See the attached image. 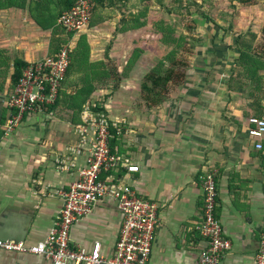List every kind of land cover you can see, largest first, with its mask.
<instances>
[{
	"label": "crops",
	"instance_id": "0c3cea01",
	"mask_svg": "<svg viewBox=\"0 0 264 264\" xmlns=\"http://www.w3.org/2000/svg\"><path fill=\"white\" fill-rule=\"evenodd\" d=\"M62 6V0H0V238L36 243L53 228L64 203L61 191L87 164L93 128L85 124L81 133L77 125L83 118L73 121L68 103L86 84L79 80L90 79L97 84L91 101L100 102L105 115L120 126L109 140L111 149L140 167L135 172L121 167L114 173L159 205L152 263L198 264L207 247L199 229L204 207L200 176L213 171L218 188L215 213L231 241L217 264H254L264 234V150L255 144L264 142V135L254 137L249 128L264 118V69L256 89L240 73L233 74L239 54L234 49L231 66L224 59L197 61L199 65L189 68L185 83L166 101L147 106L139 100L136 69L126 73L121 68L130 57L120 54L121 44L113 40L122 17L118 18L126 14L99 8L74 37L75 46L80 36L86 41L89 53L80 64H88L90 70L67 76L62 101L53 110L25 113L6 134L16 62L31 63L55 53L53 29L41 27L35 18L50 24ZM106 38H111V58L96 48ZM41 51L43 56L37 57ZM110 63L118 65L114 76L118 80L113 83L109 76L100 85L105 64ZM136 63L149 70L153 61L141 56ZM121 221L112 197L98 200L73 226L72 244L90 251L100 241L102 253L111 256ZM0 264L53 263L43 255L0 251Z\"/></svg>",
	"mask_w": 264,
	"mask_h": 264
},
{
	"label": "built area",
	"instance_id": "2783aa9c",
	"mask_svg": "<svg viewBox=\"0 0 264 264\" xmlns=\"http://www.w3.org/2000/svg\"><path fill=\"white\" fill-rule=\"evenodd\" d=\"M92 12L93 0H71V5L58 18V24L73 32L74 38L88 26ZM71 40L60 48L57 57L31 62L23 69L8 100L12 113L5 123L6 134L16 128L25 113L45 112L56 102L71 63ZM98 106H101L100 102L91 100L84 106L83 122L77 128L81 133L86 130L85 124L93 128L87 164L80 170L79 178L61 191L64 203L49 235L36 243L0 238V251L43 255L53 264H153L151 254L159 222V205L139 195L131 184L123 182L122 177L114 173L121 167H126L129 172L139 171L140 167L129 156L111 149V129L116 128L119 133L120 126L103 110L97 109ZM249 133L263 137L264 118L257 119ZM255 145L264 150L262 140ZM200 180L204 207L199 229L207 240V247L200 253L198 264H217L230 248L231 241L224 235L215 213L218 196L215 173L205 171ZM106 197L116 201L122 215L114 253L105 256L100 241H95L90 251L74 247L71 240L73 226L92 212L98 200ZM254 264H264V234Z\"/></svg>",
	"mask_w": 264,
	"mask_h": 264
},
{
	"label": "trees",
	"instance_id": "16d2710c",
	"mask_svg": "<svg viewBox=\"0 0 264 264\" xmlns=\"http://www.w3.org/2000/svg\"><path fill=\"white\" fill-rule=\"evenodd\" d=\"M132 0H93V11L98 8H113L117 7L124 13L125 17L122 19V25L117 27L113 40H118L123 45L124 53H131L128 66L135 64L133 57H141L145 50H150L157 56L156 64L149 70L141 73V96L140 102L147 106H158L170 97L174 90L183 85L187 80L189 63L187 61V54H185V47L181 46L182 40L185 38L183 35L178 38L174 36L175 28L173 25H169L163 18L160 11L151 9L147 0L141 7L131 8ZM243 4H251L252 0H239ZM160 3L161 0H160ZM62 9L58 13V16L54 20L60 17L61 13L71 5V0H62ZM170 11V10H169ZM53 19V18H52ZM37 23L43 28L53 29V48L54 54L52 57H57L60 48L67 44L74 33L69 32L67 28L54 23H43L35 18ZM261 29L264 32V17L262 18ZM233 28V24L230 23L226 29L229 32ZM248 35L252 36V39H248ZM256 33L253 31L242 33L237 32L234 38V44L232 47L238 49L239 54L236 58V64L233 66L232 72L240 73L243 76V80L246 79L253 84L254 88H259L261 83L260 70L264 69V44L255 43ZM128 40V41H127ZM78 44L86 45L84 37L78 40ZM110 46V45H109ZM111 47L108 48L105 55L110 57ZM128 48V49H127ZM260 49H263L261 52ZM76 51V50H75ZM71 50V63L66 73V78L73 72V62L76 52ZM79 52V51H78ZM83 55L87 56L86 47L82 49ZM187 57V58H186ZM77 56L75 57V59ZM111 58V57H110ZM23 60L16 62L15 72L13 74L14 83L16 84L22 75L23 69L28 65ZM106 71L102 73L101 81L99 84H105L103 78L109 76L114 77L118 75L117 64H105ZM237 66V67H236ZM110 77V78H111ZM86 79V84L81 88L79 92L72 95V101L68 104L71 107L73 114V121L81 120L82 113L85 104L92 99L93 92L97 86L94 81ZM64 83V81L62 82ZM98 85V87H101ZM62 85L59 92V97L56 102L48 106L47 111L53 110L54 107L62 101ZM69 99V101L71 100ZM97 109L104 110L102 106H98ZM111 132L114 133L115 129L112 128ZM122 172V171H121Z\"/></svg>",
	"mask_w": 264,
	"mask_h": 264
},
{
	"label": "rangeland",
	"instance_id": "374dc122",
	"mask_svg": "<svg viewBox=\"0 0 264 264\" xmlns=\"http://www.w3.org/2000/svg\"><path fill=\"white\" fill-rule=\"evenodd\" d=\"M141 1L143 0H132L130 4L131 8H133L132 10H134V8L141 7L145 3ZM147 2L151 9L160 11L162 13V18L169 25L171 24L174 26V36L178 38L179 36L183 35L185 37L181 42V46L183 45V47H185L184 52L188 56V58H186L189 63V68L193 67L194 69L195 66L199 65L197 61H202L203 59H205L203 60L204 63L207 61H213L214 59H224V62H227L228 66L234 64L235 59L233 61L234 57L232 55L235 52L234 49L236 50V48L232 47L233 44H229V42L233 40L232 37H235L237 32L247 33L253 31L257 35L255 43L264 44V32L261 29V24L263 21L262 18L264 17V0H252L251 4H243L239 0H161L162 3H160V0H147ZM115 8L119 9L117 7H113L111 8L112 10H108L117 13L118 10H114ZM124 17L125 16L123 15L118 18H121V20L118 21V26L122 25V19ZM110 18L113 17L110 16ZM111 21H113V19ZM51 22H55L56 24V21L53 19H51ZM230 23L233 24V28L227 32L226 29ZM79 33L76 35V37L79 35ZM81 37L82 36H80V38ZM72 39V50H76L75 52L77 58L75 59V56L73 59V72L71 74L74 75L80 71L82 73L87 72L90 70V66L88 64H80L81 60H83V57H86L82 52V49L84 50L85 47L83 44L75 46L77 39ZM110 39L111 38H106V42L102 43L100 47L97 45L96 48L101 49L99 50V54L105 55L106 51L108 50V42ZM248 39H252V36L248 35ZM122 47L123 45L121 44L120 54L123 52ZM260 51L262 52L263 49H260ZM43 54L44 51H41L37 54V57H41ZM47 54L48 50H45V55ZM124 54L128 55L129 57L131 56V53ZM141 56L148 57V61H151L152 59V67L156 64L158 59L157 56L150 50H145ZM133 58L136 60V62L139 59V57ZM136 62L133 66H128V64L121 65V68L123 70L125 68L126 73L132 71L133 68L134 70L136 69L134 77L140 83L139 90H141V73L148 70V68L145 70V68L141 67L140 65L138 66ZM66 79L67 78H65L64 82ZM111 80L113 83H115L118 79L111 77L110 81ZM79 82H81L80 85L85 84L84 79H80ZM63 84L64 83H62V85ZM106 98L107 95L105 99Z\"/></svg>",
	"mask_w": 264,
	"mask_h": 264
}]
</instances>
